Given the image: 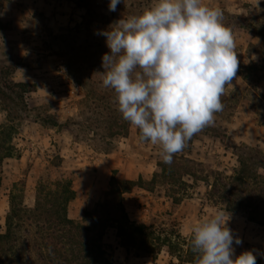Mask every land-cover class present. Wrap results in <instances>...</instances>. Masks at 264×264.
<instances>
[{"label":"rangeland","instance_id":"rangeland-1","mask_svg":"<svg viewBox=\"0 0 264 264\" xmlns=\"http://www.w3.org/2000/svg\"><path fill=\"white\" fill-rule=\"evenodd\" d=\"M204 2L222 10L238 60L236 76L225 87V94L233 95L236 105L234 114L224 123L225 137L198 132L192 144L186 142L178 154L195 174L186 185L158 182L153 189L128 192L124 199L133 221L146 224L162 242L166 238L170 243L180 241L181 249H186L185 241H189L191 222L224 210L209 183L215 176H229L237 168L234 145L264 149V79L254 87L243 78L244 68L251 61L262 58L264 62L259 53L263 36L259 28L245 23L250 15L260 16L264 0ZM108 4L109 0H12L4 11L13 23L9 31L0 33V50L22 63L16 80L36 84V91L27 94L32 114H52L61 123L68 120L74 131L71 134L46 126L33 116L18 125L12 139L16 154L0 162V232L5 230L11 194L22 193L25 204L33 206L40 181L50 184L71 177L76 198L69 205V215L82 221L88 209L104 201L113 169L130 179L144 176L150 180L154 175L159 147L141 142L132 125L126 136L110 137L104 130L108 114L94 112L96 102L103 105L101 97H110L117 108L114 92L103 86L98 73L103 71L101 57L109 49L106 38L96 33L123 16L141 12L151 0H122L115 12L109 11ZM92 89L100 90L96 102ZM4 121L5 112L0 108V128ZM234 219L249 232L264 235V225L249 226L244 211L237 212ZM103 242L115 264H193L180 262L177 255L182 250L171 252L168 245L162 246L155 262L146 252H128L117 244L112 230Z\"/></svg>","mask_w":264,"mask_h":264},{"label":"trees","instance_id":"trees-1","mask_svg":"<svg viewBox=\"0 0 264 264\" xmlns=\"http://www.w3.org/2000/svg\"><path fill=\"white\" fill-rule=\"evenodd\" d=\"M11 2L0 0V33L11 29L13 20L4 14ZM245 23L259 28V34L263 36V47L259 53L264 56V10L260 16L246 17ZM0 55V108L5 112V121L0 128V162H3L15 156L12 139L18 132V125L29 116L46 126L60 128L71 134L74 129L68 120L61 123L52 114H32L27 94L36 91V84L16 80L15 74L22 63L3 54L1 50ZM261 59L251 61L244 68L243 78L254 84V87L264 79V62ZM94 90L91 96L96 102L99 97L96 92L100 90ZM99 101L103 105L96 102L94 112L97 115H103L104 112L108 114L104 130H108L110 137L126 136L130 124L122 119L110 97H101ZM234 101L235 97L224 91L221 97L222 111L215 113L213 122L200 132L223 139L227 132L224 123L236 109ZM197 134L187 143L192 144ZM234 149L238 166L229 176H215L209 183L212 195L217 197L225 211H244L249 222L264 225V149L246 144L234 145ZM181 160L182 156L176 153L172 163L166 164L158 156L156 170L150 180L144 176L130 179L119 169H113L104 201L88 209L82 221H76L69 215V205L76 198L71 177L65 176L50 184L40 181L33 206L25 204L22 193L13 192L5 230L0 232V264H115L103 242L111 230L115 233L117 244L128 252L132 249L146 252L155 262L162 246L168 245L171 252L182 250L177 255L180 262L193 263L189 241H185L186 249H181L182 244L178 240L170 243V239L166 238L163 243L154 230L130 218L124 203L126 193L135 189H153L158 182L186 185L187 179L195 174L189 169L188 163ZM176 237L180 238L181 235L177 234Z\"/></svg>","mask_w":264,"mask_h":264},{"label":"clouds","instance_id":"clouds-1","mask_svg":"<svg viewBox=\"0 0 264 264\" xmlns=\"http://www.w3.org/2000/svg\"><path fill=\"white\" fill-rule=\"evenodd\" d=\"M121 2L109 0V11ZM96 34L106 38L109 49L98 73L114 92L122 119L171 164L222 111L221 97L236 76L235 43L222 10L204 0H151L141 12ZM230 220L228 211L216 210L189 224L193 264H256L257 255H264L236 254L233 245L242 241L228 227Z\"/></svg>","mask_w":264,"mask_h":264},{"label":"crops","instance_id":"crops-1","mask_svg":"<svg viewBox=\"0 0 264 264\" xmlns=\"http://www.w3.org/2000/svg\"><path fill=\"white\" fill-rule=\"evenodd\" d=\"M230 214H231V220L228 224V227L233 231L234 236L239 237L242 241V244L240 245H235V244L233 245L236 254L239 255L242 251L245 250H252L254 254L257 253L264 254V235L259 233L249 232L247 229L240 227L239 223L236 221V219H234L235 216H237V213H230ZM247 223L249 224V226L253 224V222H249V221ZM256 264H264V255H257Z\"/></svg>","mask_w":264,"mask_h":264}]
</instances>
